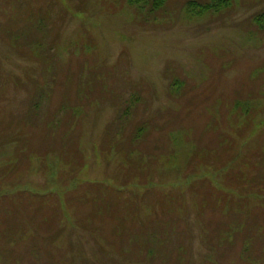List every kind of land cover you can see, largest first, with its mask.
I'll list each match as a JSON object with an SVG mask.
<instances>
[{
  "label": "rangeland",
  "instance_id": "rangeland-1",
  "mask_svg": "<svg viewBox=\"0 0 264 264\" xmlns=\"http://www.w3.org/2000/svg\"><path fill=\"white\" fill-rule=\"evenodd\" d=\"M152 1L0 0V264H264V0Z\"/></svg>",
  "mask_w": 264,
  "mask_h": 264
},
{
  "label": "trees",
  "instance_id": "trees-1",
  "mask_svg": "<svg viewBox=\"0 0 264 264\" xmlns=\"http://www.w3.org/2000/svg\"><path fill=\"white\" fill-rule=\"evenodd\" d=\"M166 1L167 0H153L152 1V10L155 11L158 8L159 9L160 8L161 9L164 8V3ZM197 1H200V0H194V2H192L191 0H187V2H188V10L190 12L194 11V12H192L194 15H196V14L198 15V10L201 11V12H205L204 10L197 8L198 7L197 6L198 5ZM231 3H232L231 0H211V2H207V4H206V11H207V9L209 10V9H212V8H214L217 11L219 9L225 8L226 6L230 7L231 6L230 5ZM190 7L192 8V10L190 9ZM35 25H36L35 26L36 29L41 30L42 29V25H43V18L40 17L36 21ZM259 25L262 26V27H264L263 26L264 25V15L263 14H262V17H260ZM37 45H38V43H37ZM40 98L43 100L42 96ZM35 99H36V97L34 98V100L31 101L30 108H31V110L33 112L38 113L39 110H40V108H41L40 107L41 105H40V101H35ZM238 108H240L242 110H246V107L244 105L243 106L240 105V106H238ZM142 130H143V128H139V129H137L134 132V138H135V140L132 139V142L131 143H134L137 139H140L143 136L144 133L142 132ZM242 186H244V185H242Z\"/></svg>",
  "mask_w": 264,
  "mask_h": 264
}]
</instances>
